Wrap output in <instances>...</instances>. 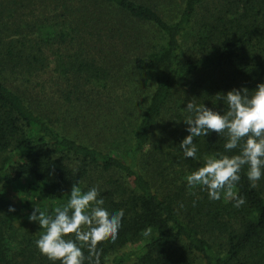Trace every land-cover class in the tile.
Segmentation results:
<instances>
[{
    "label": "trees",
    "instance_id": "obj_1",
    "mask_svg": "<svg viewBox=\"0 0 264 264\" xmlns=\"http://www.w3.org/2000/svg\"><path fill=\"white\" fill-rule=\"evenodd\" d=\"M259 83L264 0H0V264H52L28 216L79 179L125 213L100 264H264V177L210 200L185 177L227 136L179 147L188 101Z\"/></svg>",
    "mask_w": 264,
    "mask_h": 264
},
{
    "label": "clouds",
    "instance_id": "obj_2",
    "mask_svg": "<svg viewBox=\"0 0 264 264\" xmlns=\"http://www.w3.org/2000/svg\"><path fill=\"white\" fill-rule=\"evenodd\" d=\"M211 99L212 108L194 99L183 109L188 115L182 120L187 136L180 142L185 159H197L195 138L208 137L212 132L225 134L227 140L222 153L204 158L203 166L186 175L189 187L206 190L210 200H220L222 194L232 198L233 206L245 203L242 196L232 189L239 183L246 167L251 187L264 177V83L249 91L247 87L233 88L226 93L218 92ZM222 102V111L215 110ZM238 152L232 155L233 150ZM80 179L73 184L67 203L55 206L51 212L34 207L28 216L30 222L39 225L42 233L35 241L36 247L52 264H100V249L104 240L114 241L122 226L123 209L110 210L98 186L86 191L80 187ZM9 212L15 208L10 206ZM151 229L145 230L149 235ZM69 234H73L70 236ZM87 251V256L85 255Z\"/></svg>",
    "mask_w": 264,
    "mask_h": 264
},
{
    "label": "rangeland",
    "instance_id": "obj_3",
    "mask_svg": "<svg viewBox=\"0 0 264 264\" xmlns=\"http://www.w3.org/2000/svg\"><path fill=\"white\" fill-rule=\"evenodd\" d=\"M23 182H25V181H23ZM23 186H24V185H23V183H22L21 185H19V187H18L17 189H14V190L11 191L12 196L14 197L13 200H14V199L18 200V197L20 196V193H21L20 190L23 189ZM11 199H12V198H11ZM14 201H15V200H14ZM29 213H31V212H29ZM125 249H126V248H125ZM126 250H127V249H126ZM122 251H124V250H122ZM122 251H121V252H122ZM113 258H114V255L108 258L110 264H111V261H112Z\"/></svg>",
    "mask_w": 264,
    "mask_h": 264
}]
</instances>
